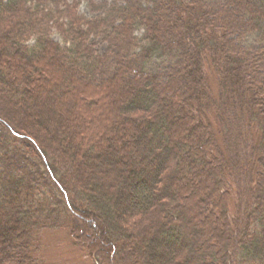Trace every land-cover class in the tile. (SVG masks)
I'll return each instance as SVG.
<instances>
[{"label": "trees", "instance_id": "trees-1", "mask_svg": "<svg viewBox=\"0 0 264 264\" xmlns=\"http://www.w3.org/2000/svg\"><path fill=\"white\" fill-rule=\"evenodd\" d=\"M83 1L0 0V264H264V0Z\"/></svg>", "mask_w": 264, "mask_h": 264}, {"label": "rangeland", "instance_id": "rangeland-1", "mask_svg": "<svg viewBox=\"0 0 264 264\" xmlns=\"http://www.w3.org/2000/svg\"><path fill=\"white\" fill-rule=\"evenodd\" d=\"M81 1V5L79 8V13L85 17L92 18L94 16H97L98 13H93L92 9L89 7L87 2ZM114 0H98L95 1L96 4H99L101 2H113ZM123 0H120L122 2ZM54 38L56 40H59V37L57 35H54ZM96 50L99 54H103L105 51V44L102 43L100 40L97 41ZM1 103V102H0ZM2 108L6 111L11 112V114H15L14 111H12L7 104L2 103ZM83 223V224H82ZM80 225L81 228L84 230L83 235L86 237H93L95 240H97L99 243L102 244L101 237L99 234L92 232L91 230L87 231V227L85 225V222L83 221ZM215 223V222H214ZM217 225L219 226V230L217 232V235H221L224 231L222 228V224L220 222H217ZM202 227L200 224H197L194 229L195 232L198 233L200 230H202ZM8 243V239L5 238ZM42 249L45 252L46 260L49 264H93L92 262H88L89 259L84 258L86 256L83 251H81L79 248L73 247L72 249L66 244L65 237L62 235L59 236H51L50 234L46 233L43 236L42 239ZM167 245H169V240H165L162 243L157 245V248H165Z\"/></svg>", "mask_w": 264, "mask_h": 264}]
</instances>
